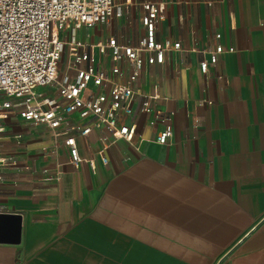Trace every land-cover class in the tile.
<instances>
[{"label":"crops","instance_id":"obj_1","mask_svg":"<svg viewBox=\"0 0 264 264\" xmlns=\"http://www.w3.org/2000/svg\"><path fill=\"white\" fill-rule=\"evenodd\" d=\"M141 12L103 23L98 38L96 25L61 37L136 44ZM160 36L181 50L146 64L134 85L160 94L152 102L171 117L167 143L155 140L163 125L140 110L141 94L125 118L131 141L101 152L105 129L74 131L77 165L49 128L15 112L3 120L0 155L16 163L0 164V213L20 215L21 236H10L16 218L0 220V264H264V0H170ZM219 43L226 50L203 74Z\"/></svg>","mask_w":264,"mask_h":264},{"label":"built area","instance_id":"obj_2","mask_svg":"<svg viewBox=\"0 0 264 264\" xmlns=\"http://www.w3.org/2000/svg\"><path fill=\"white\" fill-rule=\"evenodd\" d=\"M169 1L0 0V133L3 120L15 112L25 121L49 128L56 141L68 147L70 162L77 165L83 158L74 131L86 136L94 126L105 129L109 136H102L101 152L114 140L131 141L136 128L125 118L133 114L136 97L141 94L140 110L150 115L151 125H163L155 140L167 143L173 135L171 117L152 102L160 94L141 93L134 83L146 64L163 65L182 48L180 41L160 36ZM132 6L142 8L144 32L136 44L117 34L96 43L61 37L66 29L94 27L101 22L110 25L112 18L129 16ZM225 50L221 43L209 50V59L199 63L201 72L207 74ZM42 87L46 89L40 91ZM74 113L93 115L95 122L84 126L73 123L70 116ZM101 158L108 163L107 156ZM14 163L0 155V164Z\"/></svg>","mask_w":264,"mask_h":264},{"label":"water","instance_id":"obj_3","mask_svg":"<svg viewBox=\"0 0 264 264\" xmlns=\"http://www.w3.org/2000/svg\"><path fill=\"white\" fill-rule=\"evenodd\" d=\"M10 214H8V215H5L6 217H13V219L14 218H16L17 220H16V222L13 224L14 226H13V229H12V231H11V234H10V236H11V238H12V240L13 241H15V242H18L19 240H20V236H21V227H20V215H14V214H12L13 216H9ZM4 215H3V213H0V220L1 219H3V217H5ZM1 233V232H0Z\"/></svg>","mask_w":264,"mask_h":264},{"label":"rangeland","instance_id":"obj_4","mask_svg":"<svg viewBox=\"0 0 264 264\" xmlns=\"http://www.w3.org/2000/svg\"><path fill=\"white\" fill-rule=\"evenodd\" d=\"M108 28L105 26V25H103V23L101 22L100 24H98V25H96L95 26V32H94V36L96 37V38H98V36H101L103 33V31H106ZM63 63H64V57H63V59H62V61H61V65H63ZM46 88L45 87H42V88H40V91L41 90H45Z\"/></svg>","mask_w":264,"mask_h":264}]
</instances>
